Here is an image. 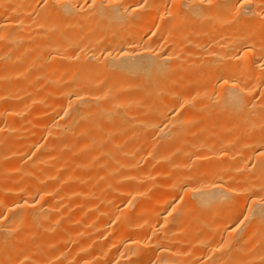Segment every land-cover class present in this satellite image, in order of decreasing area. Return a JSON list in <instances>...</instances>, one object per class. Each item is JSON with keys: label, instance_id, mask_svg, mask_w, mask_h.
<instances>
[{"label": "bare ground", "instance_id": "bare-ground-1", "mask_svg": "<svg viewBox=\"0 0 264 264\" xmlns=\"http://www.w3.org/2000/svg\"><path fill=\"white\" fill-rule=\"evenodd\" d=\"M0 264H264V0H0Z\"/></svg>", "mask_w": 264, "mask_h": 264}]
</instances>
